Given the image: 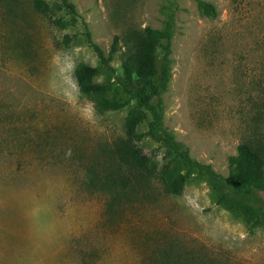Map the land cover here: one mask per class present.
Returning <instances> with one entry per match:
<instances>
[{"label": "rangeland", "instance_id": "rangeland-1", "mask_svg": "<svg viewBox=\"0 0 264 264\" xmlns=\"http://www.w3.org/2000/svg\"><path fill=\"white\" fill-rule=\"evenodd\" d=\"M70 1L79 18L61 29L53 21L70 20L65 11L0 0V264H159L167 252L264 264V226L249 231L217 205L204 176H190L179 196L166 193L162 144L130 142L126 110L98 112L74 76L79 64L99 66L86 29L108 53L115 36L160 30L171 17L163 125L194 160L226 175L237 145L264 137V0H203L214 19L198 0ZM149 47L152 71L159 55ZM126 53L121 40L110 63L121 81ZM95 82H114L115 96L126 97L104 70ZM126 143L150 158L146 169L121 163Z\"/></svg>", "mask_w": 264, "mask_h": 264}, {"label": "trees", "instance_id": "trees-1", "mask_svg": "<svg viewBox=\"0 0 264 264\" xmlns=\"http://www.w3.org/2000/svg\"><path fill=\"white\" fill-rule=\"evenodd\" d=\"M51 1L53 3L48 0H32V5L39 13L49 16L65 11L70 20L59 18L53 21L61 29L77 22L79 16L70 0ZM197 9L206 18L217 17L215 6L206 1L198 0ZM172 32V18L169 17L160 30L148 28L145 34L135 31L122 39L115 36L108 53H105L91 41L90 33L86 29V42L95 53L99 66L79 64L76 67L74 76L78 90L83 97L93 102L95 109L100 113L126 110L124 127L130 142H141L146 136L162 144L166 162L160 173L166 193L179 196L190 176H204L216 187V204L241 218L247 229L253 231L264 226V137L253 136L240 142L235 154L228 157L226 175L215 172L210 165L194 160L188 148L175 140L173 134L163 125L160 106L161 96L166 92L171 79ZM121 40L127 52L124 81L117 78L115 69L110 65L113 56L120 50ZM71 41L72 38L68 36L63 39L65 45H69ZM147 45L159 55L158 69L152 71H148L146 66ZM100 70L106 71L110 80L115 79L126 97L115 96L114 82H95ZM145 122L147 129L141 133L139 127ZM119 157L126 168L136 171L146 169L150 162V158L144 155L140 148L128 143L119 149ZM181 166L184 171H180ZM200 260L189 254L167 252L161 255L159 264H203Z\"/></svg>", "mask_w": 264, "mask_h": 264}]
</instances>
